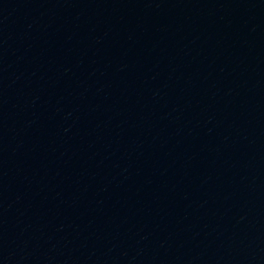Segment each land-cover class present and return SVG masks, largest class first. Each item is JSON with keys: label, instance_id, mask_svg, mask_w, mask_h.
Masks as SVG:
<instances>
[{"label": "water", "instance_id": "1", "mask_svg": "<svg viewBox=\"0 0 264 264\" xmlns=\"http://www.w3.org/2000/svg\"><path fill=\"white\" fill-rule=\"evenodd\" d=\"M0 60L203 264H264V0H0Z\"/></svg>", "mask_w": 264, "mask_h": 264}]
</instances>
